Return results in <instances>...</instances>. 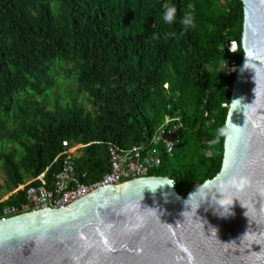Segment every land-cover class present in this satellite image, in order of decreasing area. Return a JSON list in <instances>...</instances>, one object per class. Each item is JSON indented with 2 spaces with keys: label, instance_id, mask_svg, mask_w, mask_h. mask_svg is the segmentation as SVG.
Here are the masks:
<instances>
[{
  "label": "trees",
  "instance_id": "1",
  "mask_svg": "<svg viewBox=\"0 0 264 264\" xmlns=\"http://www.w3.org/2000/svg\"><path fill=\"white\" fill-rule=\"evenodd\" d=\"M165 3L177 8L171 24ZM189 4L195 27L185 31ZM241 30L239 0H0V137L9 143L0 144V214L38 176L51 188L63 142L82 146L72 162L90 184L108 171L109 147L143 145L145 155L167 117L179 118V142L170 156L158 149L149 176L172 180L181 196L214 178L235 76L222 64L239 65ZM70 77L77 87H55Z\"/></svg>",
  "mask_w": 264,
  "mask_h": 264
},
{
  "label": "water",
  "instance_id": "2",
  "mask_svg": "<svg viewBox=\"0 0 264 264\" xmlns=\"http://www.w3.org/2000/svg\"><path fill=\"white\" fill-rule=\"evenodd\" d=\"M239 1L242 59L215 177L185 196L168 178L132 179L0 221V264H264V4Z\"/></svg>",
  "mask_w": 264,
  "mask_h": 264
},
{
  "label": "built area",
  "instance_id": "3",
  "mask_svg": "<svg viewBox=\"0 0 264 264\" xmlns=\"http://www.w3.org/2000/svg\"><path fill=\"white\" fill-rule=\"evenodd\" d=\"M218 1L223 4L225 0ZM227 49L229 53H233L237 50V46L231 42ZM237 67L236 63L231 61L228 64H222V71L226 75H232ZM181 128L179 118H165L163 124L149 140L150 150L145 155L142 154L145 147L143 145L133 146L126 151L109 147L108 171L98 181L90 184L79 183L72 162L74 152L82 146L69 148L63 142V150L57 156L60 160V170L54 175L51 188L45 187L42 175L36 178L38 185L32 186L31 182H28L19 187V190L24 189V202L19 207L4 208L0 214V221L33 210L63 209L101 187L121 186L132 179L149 177V173L160 165L158 149L170 156L179 142Z\"/></svg>",
  "mask_w": 264,
  "mask_h": 264
},
{
  "label": "clouds",
  "instance_id": "4",
  "mask_svg": "<svg viewBox=\"0 0 264 264\" xmlns=\"http://www.w3.org/2000/svg\"><path fill=\"white\" fill-rule=\"evenodd\" d=\"M260 2L264 4V0H260ZM187 7L189 10L184 12L180 20L185 31H187L189 28L195 27L194 16H193L194 6L189 4ZM176 15H177V8L175 5L168 4V3H165L163 5L162 19L165 23H169V24L173 23L176 18ZM171 35H175V34L172 33ZM223 132H224V129L217 130V140L219 139L220 135L223 134ZM215 142L217 141L216 140L212 141V143H215Z\"/></svg>",
  "mask_w": 264,
  "mask_h": 264
},
{
  "label": "rangeland",
  "instance_id": "5",
  "mask_svg": "<svg viewBox=\"0 0 264 264\" xmlns=\"http://www.w3.org/2000/svg\"><path fill=\"white\" fill-rule=\"evenodd\" d=\"M59 73H60V76L63 75V72H62L61 70H59ZM50 74H51V73L49 72L47 77H49V76L51 77ZM55 82H57V84H56L55 87L58 86V87H62L63 89L66 88L67 86H73L72 83H74L75 87H77L73 77L65 78V79H59V80H56V78H55ZM54 89H55V88H54ZM56 89H57V88H56ZM56 89H55V90H56ZM72 92H73L72 89H71V90H68V92H66V90H61V95L63 96V98H64V97H65V98H69V95H70ZM68 93H69V94H68ZM48 94H49V93H48ZM58 96H59V93L57 94V93L55 92V93L53 94V92H51V96H50V97H52V98H51V102L53 103L54 100L57 99ZM63 98H62V100H63ZM49 100H50V98H49ZM62 100H60V101H62ZM79 100H82V101H83V97H80ZM2 139H4V138L0 137V144H2V145H4V146L9 145V143H8L6 140H5V141H2ZM78 149H80V148H78ZM8 195H9V194H8ZM8 195H6L5 197H3V199H5Z\"/></svg>",
  "mask_w": 264,
  "mask_h": 264
},
{
  "label": "crops",
  "instance_id": "6",
  "mask_svg": "<svg viewBox=\"0 0 264 264\" xmlns=\"http://www.w3.org/2000/svg\"><path fill=\"white\" fill-rule=\"evenodd\" d=\"M78 151H79V150L77 149V150L74 152V155H75V156L78 154ZM27 183H28V182H27ZM8 196H9V195H8ZM8 196H7V197H8ZM7 197H6V198H7ZM6 198H5V199H6ZM5 199L2 198L1 200H5Z\"/></svg>",
  "mask_w": 264,
  "mask_h": 264
}]
</instances>
